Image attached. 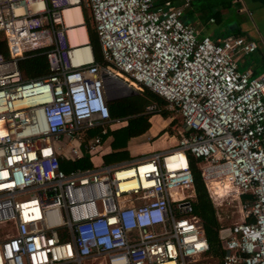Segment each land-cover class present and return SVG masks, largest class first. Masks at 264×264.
<instances>
[{
  "label": "built area",
  "instance_id": "1",
  "mask_svg": "<svg viewBox=\"0 0 264 264\" xmlns=\"http://www.w3.org/2000/svg\"><path fill=\"white\" fill-rule=\"evenodd\" d=\"M81 3L106 67L79 34L69 36L63 10ZM187 3L0 0L8 52L0 54V222L13 229L0 235V264L195 261L208 243L193 212L188 156L202 162L213 208L224 196H253L238 201L220 264H264V72L240 71L233 58L258 45L237 34L198 37L182 19ZM260 43L264 60V35ZM38 49L47 73L23 78L17 61ZM101 70L157 94L181 116L172 147L90 162L100 135L122 121L109 115ZM84 153L89 167L65 168Z\"/></svg>",
  "mask_w": 264,
  "mask_h": 264
},
{
  "label": "trees",
  "instance_id": "2",
  "mask_svg": "<svg viewBox=\"0 0 264 264\" xmlns=\"http://www.w3.org/2000/svg\"><path fill=\"white\" fill-rule=\"evenodd\" d=\"M79 8L83 20L87 43L90 47L91 53L95 61L99 63L100 66L106 67L108 66V64L101 59L97 36L93 28L89 13H86V8L82 3L79 5ZM189 11L190 0H188V3L184 7L183 11L182 19L185 22H189L187 18V13ZM0 54L5 58L8 57L5 42L3 39H1V37ZM24 63H27L29 66L25 67ZM17 67L23 78H33L47 73V63L41 49L25 53L23 58L17 61ZM141 90L142 92L137 91L136 94L131 96L107 101V107L110 117L122 118L126 122L125 125L121 128H118L116 130H110L108 128L105 133L100 135L101 139H104L107 136H112L110 147L112 151L115 150V154L119 153L123 155L122 150L119 149L125 146L126 141L130 137L140 135L148 129V127L150 126L148 119L151 115L158 114L162 118H167L168 114L170 113L168 110L164 109L165 101L161 97L146 88L142 87ZM151 102L155 103L158 108V112H145V106L150 104ZM164 132H166V130H161L158 132V135H161ZM94 133H99V129L94 128L88 131L89 135ZM88 156L89 155L87 153H84L82 160L73 162L72 164H63L65 168L75 166L87 167L91 165L87 160ZM123 156H125V154ZM194 162L195 160L191 156H188V163L193 178V189L195 193L192 203L193 212L195 213V215L200 217L203 224L206 226L204 227V233L208 243V251H211V253H213V256L220 257L222 254L220 239L222 236L226 237L228 235V230L226 229V226H223L224 228L219 227L217 219L214 215L213 204L210 202L207 196L205 187L199 175V171L196 169ZM240 197L241 199L248 200H251L253 198L251 194L247 193L241 194Z\"/></svg>",
  "mask_w": 264,
  "mask_h": 264
},
{
  "label": "rangeland",
  "instance_id": "3",
  "mask_svg": "<svg viewBox=\"0 0 264 264\" xmlns=\"http://www.w3.org/2000/svg\"><path fill=\"white\" fill-rule=\"evenodd\" d=\"M200 1L201 0H193V4L196 5ZM210 1H211L210 6H212L213 9H214V5H215V7H217V8H215V11L212 9V11H214V12H212V15L217 16V14H218V17H219V19L215 23H213V24L212 23H206L205 24V22H203L202 24H199V20L197 17L192 15L190 13V11L187 13L188 21L190 22V20H191L192 26L194 27V25H195L197 28L201 27V29L199 31L200 32L199 35L203 34V32H205L206 30L209 34L219 35L222 30L227 29L231 24L233 26L237 25L238 27L233 28L231 30H227L225 34H235L234 31H236L237 28H241L242 25L247 24L248 25L247 29L242 32V35L245 38H247L246 37L247 31H248V29H251V27H252L251 20H250L251 17L248 14V12L238 13L236 8H235V4H234V2H232V0H223L222 3H220L221 1H217V0H204L205 3H202L200 8H198V9L196 8V10H198L200 13H203L204 10H205V12L209 13L210 9H208L206 3H209ZM214 1H217V2L215 3ZM180 2H181L180 0H172L173 5H178V4H180ZM206 7H207V9H205ZM85 10H86V13L88 14V12H87L88 10L87 9H85ZM204 28H205V30H203ZM251 34H252V32H251ZM256 36H257V33H256ZM256 36L254 35V36L250 37V39L254 40L258 46H261L260 38H259V40H256ZM0 37H1V35H0ZM247 39H249V38H247ZM260 52H261V49L255 51L253 53H249V54H243L241 52L235 53L233 55V58L237 63V68L240 71L248 68V69H252L253 71H258L257 74L260 73V71L264 69V60L261 57V55H259ZM24 65H25V67L29 66L27 63H24ZM134 87L133 88L136 91L142 92L141 89L137 88L138 86L134 85ZM151 103H153V102H151ZM165 106H166V103L164 105V109H166ZM169 112L170 113L168 114L167 118H162L158 114H153L154 115L153 117H152V115L149 117L148 121L150 122V126L153 125V123H155V121H156L154 119V117H156L158 119V122H156L157 127L154 130L157 132L155 133L154 136L149 135L150 137H147L149 139V141H153V142L152 143L150 142V145H147V147L144 150L150 149V148H156L154 150H161L164 148H170L175 144L177 134H178L177 130L180 131V129H182V119L178 113H175L172 111H169ZM151 117H152V120H150ZM161 130H166V132L162 133L161 135H158V132ZM119 150H122L123 155L125 154L128 157L135 155V154L137 155L139 153V152H137V153L133 154V152L131 151L130 148H126V144L124 147L120 148ZM138 151H141V150H138ZM148 152H151V151H145L141 155H146ZM194 164H195L196 169L199 170L202 162L200 160H195ZM224 185L227 187V183H225ZM221 190H222V188L219 189L218 191L221 192ZM240 198L241 197L239 196L238 199L240 200ZM239 200H237L236 197L230 196V195L224 196L220 199V204L216 208H214V215H215V218L217 219L219 227H222V226L227 227L231 223L239 221L240 213L237 211V208H238L237 205H238ZM215 211H217V213H218L217 217H216ZM196 214H197V212H196ZM197 225H199V228H202L203 235L205 236V233H204L205 228L204 227H206V226L203 224L202 220L198 221ZM10 231L13 233V229H11V227L8 223L0 222V235H2L4 233H9ZM82 264H97V261H95L94 263H89V261H83ZM187 264H220V257L213 256V253H211V251H207L204 254L200 255L195 261H187Z\"/></svg>",
  "mask_w": 264,
  "mask_h": 264
},
{
  "label": "crops",
  "instance_id": "4",
  "mask_svg": "<svg viewBox=\"0 0 264 264\" xmlns=\"http://www.w3.org/2000/svg\"><path fill=\"white\" fill-rule=\"evenodd\" d=\"M217 1H221L220 3L223 2V0H217ZM217 1H214V2L216 3ZM205 2H204V0H201L198 4L194 5L193 4V0H190V13L198 18L199 24H202L203 22H205V24L206 23H212L213 24L219 19V17H218V14H217V16L212 15V12H214L215 8H217V7H215V5H214V9H213V7L211 8V6H210L211 1L209 3H206L208 9H210L209 13L205 12V10H204L203 13H200L198 10H196V8L197 9L200 8L202 3H205ZM232 2H234L235 8H236L238 13L248 12V14L251 17L250 20H251L252 27H251V29H248L246 37L250 39V37H252L254 35L256 36V33H257L256 40H259L260 36L264 35V0H232ZM207 7L205 9H207ZM74 8H76V7H74ZM212 9L214 11H212ZM79 12H80V8H79ZM69 14L70 13L68 12L67 13V19L69 18ZM76 15H77V12L75 13V20H76ZM80 18L82 20L81 14H80ZM210 19H212V21H210ZM191 23L192 22L190 20V24ZM236 27H238V26L237 25L233 26L231 24L227 29L222 30L220 34H225L227 30H231V29L236 28ZM247 27H248L247 24L242 25V27L241 28H237V30L234 31V33L237 34V35L243 36L242 32L244 30H246ZM81 28L83 29V31H81V32H83V34L86 37L85 29H84L83 24H82ZM194 28L197 31V35L200 37L202 35V34L199 35L200 34L199 31H200L201 27L197 28L194 25ZM203 30H205V28ZM206 32H207V30L205 32H203V34H207L208 33V32L207 33ZM251 32H252V34H251ZM208 35L210 37H214L215 36V35H212V34H209V33H208ZM260 49L262 51V47L258 46L257 50H260ZM259 55H261V52L259 53ZM245 70H250L252 72V76H257L258 74H261V73L264 72V69L261 70L260 73H258V74H257L258 71H253L252 69H248L247 68ZM153 116L154 115H152V117ZM152 117H151L150 120H152ZM154 119L156 120L155 123H153V125L149 126L146 131H144L140 135H137V136H134V137H130L126 141V148H130L131 151L133 152V154L139 152L137 155L135 154V155H132V156L128 157L127 155L123 156V155H121L119 153L115 154L116 153L115 150L112 151L111 147H110V142L112 140V136H107L106 138L101 140V143L97 147V150H96L95 154H93L91 156L90 162L92 164H98L100 162L114 163V162H119V161H123V160H130V159H134V158L140 157V155L142 153H144L145 151H154V149H156V148H150V149L144 150L147 147V145H150V142L151 143L153 142V141H149V139L147 137L154 136L155 133L157 132V131H154V130L157 127L156 126V124H157L156 122H158V119L156 117H154ZM125 123H126L125 120L122 119V121H120L118 123L110 124L108 126V128L110 130H116V129L121 128L122 126H124ZM138 150H141V151H138ZM87 167H89V166H87ZM243 200H248V199H241L240 198V201H243Z\"/></svg>",
  "mask_w": 264,
  "mask_h": 264
},
{
  "label": "water",
  "instance_id": "5",
  "mask_svg": "<svg viewBox=\"0 0 264 264\" xmlns=\"http://www.w3.org/2000/svg\"><path fill=\"white\" fill-rule=\"evenodd\" d=\"M101 78L107 101L120 99L137 93L133 87L129 86L121 78L105 70H101Z\"/></svg>",
  "mask_w": 264,
  "mask_h": 264
},
{
  "label": "bare ground",
  "instance_id": "6",
  "mask_svg": "<svg viewBox=\"0 0 264 264\" xmlns=\"http://www.w3.org/2000/svg\"><path fill=\"white\" fill-rule=\"evenodd\" d=\"M76 7V8H74ZM79 6L78 5H71L67 8H65L63 10V17H64V20L67 24V29H68V33H69V36L71 38V40H74V36H76L77 34H79V44L80 46H86L87 45V40H86V37L85 35L83 34V29L81 28L82 27V20L80 18V12H79ZM74 11V12H73ZM70 13L69 14V18L67 19V13ZM77 12V15H76V20H75V13ZM73 29V30H72ZM86 48V47H84ZM120 76L124 77L123 75L119 74ZM126 173H121L120 176H123L125 175ZM225 184V183H224Z\"/></svg>",
  "mask_w": 264,
  "mask_h": 264
},
{
  "label": "clouds",
  "instance_id": "7",
  "mask_svg": "<svg viewBox=\"0 0 264 264\" xmlns=\"http://www.w3.org/2000/svg\"><path fill=\"white\" fill-rule=\"evenodd\" d=\"M79 6V5H78Z\"/></svg>",
  "mask_w": 264,
  "mask_h": 264
}]
</instances>
